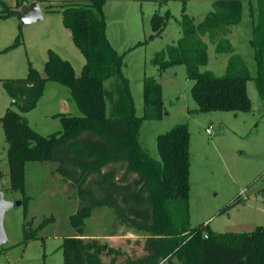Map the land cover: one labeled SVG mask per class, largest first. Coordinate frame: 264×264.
<instances>
[{"label":"trees","instance_id":"16d2710c","mask_svg":"<svg viewBox=\"0 0 264 264\" xmlns=\"http://www.w3.org/2000/svg\"><path fill=\"white\" fill-rule=\"evenodd\" d=\"M106 1L60 0L62 24L85 60L78 77L67 61L49 52L44 76L29 67L24 78L2 80L11 99L0 117L8 146V189L21 195L23 245L45 225L43 221L35 230L28 227L25 166L50 162L57 165L56 171L78 201L69 218L77 234L63 239V264H155L152 257L136 255L119 260V249L81 234L85 219L101 208L111 209L120 224L163 243L159 254L169 256L166 264H264V226L242 233H214L204 224L190 228L186 124L157 135L158 159L140 146L142 123L159 121L164 115L162 87L154 77L143 78V114L137 117L129 82L121 71L123 57L105 36L102 7ZM257 2L256 19L250 8L254 77L243 59L233 54L228 39L231 27L241 20L242 0H212V10L198 24L183 14L178 21L181 37L154 54L151 64L159 76L170 67H185L196 112H249L248 81L255 82L264 104V0ZM17 13L8 10L2 17ZM168 18V13L152 16L153 34L144 43L161 36ZM205 39L214 45L216 54L229 55L222 76L201 71L208 62ZM48 82L68 88L81 115L61 116L62 132L43 137L28 126L24 115L36 107Z\"/></svg>","mask_w":264,"mask_h":264},{"label":"rangeland","instance_id":"374dc122","mask_svg":"<svg viewBox=\"0 0 264 264\" xmlns=\"http://www.w3.org/2000/svg\"><path fill=\"white\" fill-rule=\"evenodd\" d=\"M37 2L42 19L22 24L18 20L31 3ZM60 0H0V117L10 106L2 80L20 79L29 67L44 76V64L49 52L67 61L75 76H79L85 60L62 24ZM243 23L228 37L233 54L240 56L250 74L256 75L253 48L247 42L251 32L250 8L256 19L260 6L257 0H243ZM16 15L2 17L6 11ZM212 10L210 0H107L102 12L105 36L110 46L123 57L122 74L128 80L135 115L143 114L142 81L154 77L162 87L164 115L159 121H144L138 141L144 151L158 159L156 137L178 124H186L189 140V226L208 225L214 233H242L264 226V105L254 81L247 82L251 109L247 113L196 112L184 66L166 69L160 76L151 64L155 53L176 43L181 37L178 24L183 14L200 23ZM169 18L160 37L144 43L153 34L150 20L154 14ZM207 43L208 62L201 71L222 76L228 54H216ZM105 87L108 86L106 82ZM75 103L68 88L48 82L36 107L25 114L28 126L47 137L62 132L61 116L75 114ZM212 127L213 134L206 129ZM7 143L0 124V189L7 201H21L18 192L9 188ZM55 163L29 162L25 166V192L28 197L30 230L44 226L36 238L23 245V207L8 210L3 219L7 241L0 246V264H63V239L76 235L69 218L78 207L74 190L68 188ZM48 219H51L47 221ZM86 239L100 237L120 247L125 256L152 257L155 264H166L169 256L160 255L163 243L154 242L142 231L120 224L111 209H95L84 221ZM139 236V237H135ZM115 241L107 240L108 237ZM105 239H104V238ZM103 238V239H102Z\"/></svg>","mask_w":264,"mask_h":264},{"label":"water","instance_id":"95a60500","mask_svg":"<svg viewBox=\"0 0 264 264\" xmlns=\"http://www.w3.org/2000/svg\"><path fill=\"white\" fill-rule=\"evenodd\" d=\"M42 17H43L42 13L37 2L31 3V5L27 10H25L21 14H18V20L22 24H28L35 22L37 20H41ZM15 206H22V202L21 201L13 202V201L5 200L4 193L0 189V246L5 244L7 241V237L5 235V231L3 227L4 215L8 210L12 209Z\"/></svg>","mask_w":264,"mask_h":264},{"label":"crops","instance_id":"0c3cea01","mask_svg":"<svg viewBox=\"0 0 264 264\" xmlns=\"http://www.w3.org/2000/svg\"><path fill=\"white\" fill-rule=\"evenodd\" d=\"M211 1V5H212V0H210ZM242 2H243V0H242ZM243 16H244V9H243V4H242V12H241V20H240V22H239V24H237V25H235V26H233V27H231V31H230V34H229V37L231 38V36H233V34H234V31H235V28L238 26V25H240L241 23H243ZM247 26L249 27V30H250V32H251V37L249 36V37H247V42L250 44V41H251V39H252V21H247ZM69 32V31H68ZM233 47V46H232ZM253 57H254V52H253ZM229 58V57H228ZM227 61H228V59H227ZM227 64V63H226ZM250 73V72H249ZM251 75V74H250ZM252 76V75H251ZM253 77V76H252ZM246 87H247V84H246ZM264 105V104H263ZM71 106H72V104H71ZM72 107H74V109L77 111V113H75V114H77V115H79V109L77 108V106L75 105V106H72ZM103 209H106V208H103ZM135 237H139V236H136L135 235ZM104 238V237H103ZM102 238V239H103ZM114 238H117V237H108V239H106V241L107 240H111V241H115L114 240ZM96 239H100V237H97ZM105 239V238H104ZM110 245V244H109ZM111 247H113L112 245H110ZM122 246H120V247H113V248H115V249H119V248H121ZM122 251V250H121ZM123 252V251H122ZM123 253H125V252H123Z\"/></svg>","mask_w":264,"mask_h":264},{"label":"built area","instance_id":"2783aa9c","mask_svg":"<svg viewBox=\"0 0 264 264\" xmlns=\"http://www.w3.org/2000/svg\"><path fill=\"white\" fill-rule=\"evenodd\" d=\"M206 133H207L208 135H212V134H213L212 127H208V128L206 129Z\"/></svg>","mask_w":264,"mask_h":264}]
</instances>
